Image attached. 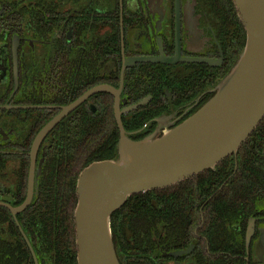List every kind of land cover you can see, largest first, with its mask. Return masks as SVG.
<instances>
[{
  "label": "flooded vegetation",
  "instance_id": "1",
  "mask_svg": "<svg viewBox=\"0 0 264 264\" xmlns=\"http://www.w3.org/2000/svg\"><path fill=\"white\" fill-rule=\"evenodd\" d=\"M243 38L223 0H0V264H78L72 155L112 137V117L118 143L117 100L133 139L190 117ZM98 85L117 95L88 96L34 151ZM128 208L113 236L121 264H264V116L215 168Z\"/></svg>",
  "mask_w": 264,
  "mask_h": 264
},
{
  "label": "water",
  "instance_id": "2",
  "mask_svg": "<svg viewBox=\"0 0 264 264\" xmlns=\"http://www.w3.org/2000/svg\"><path fill=\"white\" fill-rule=\"evenodd\" d=\"M233 3L246 30V43L217 84L215 94L201 108L172 127L173 122L164 124L158 118L154 132L133 139L123 126L116 101L115 116L120 128L116 156L90 162L77 178L74 217L78 264H121L113 240V212L133 194L166 187L215 168L223 158L237 152L263 118L264 0ZM98 91L117 95L115 88L108 85L87 91L42 128L35 138L34 151L69 110Z\"/></svg>",
  "mask_w": 264,
  "mask_h": 264
},
{
  "label": "trees",
  "instance_id": "3",
  "mask_svg": "<svg viewBox=\"0 0 264 264\" xmlns=\"http://www.w3.org/2000/svg\"><path fill=\"white\" fill-rule=\"evenodd\" d=\"M223 1L226 3V6H228V9L232 12V16L236 19V21L240 25L242 35L244 36V38L242 40L241 48H240L242 50L245 43H246L244 27L237 18V14L235 11L236 10L235 5L232 2V0H223ZM241 50H240V52H241ZM237 58H238V56H237ZM112 118H113L112 122H111L112 123L111 126L113 128V136L112 137H109V138L108 137H101V138L99 137L96 139L97 142L94 144V147H92L90 150L81 152L79 157H74V155H72V157L70 158L71 163L75 161L78 165L75 172H74V176H73L74 184L72 186V189H73L74 193H75V185H76V180H77L78 174L81 171V169H83V167H85L91 161L100 160V159H104V158H113L116 156V149H117L116 143H117V139H118V130H117L116 121H115L114 117H112ZM103 129L107 130V126H104ZM109 143H113L112 148H107V145ZM138 194L139 193L131 195L125 201V203L122 205V207H120L119 209H117L116 211L113 212L112 217H111V224H112V231H113L114 240H115V235L118 232L117 231L118 226H119V224H118L119 219L118 218L120 217V212L130 209V208H128V204L134 198V196H136ZM75 202H76V200H75Z\"/></svg>",
  "mask_w": 264,
  "mask_h": 264
}]
</instances>
